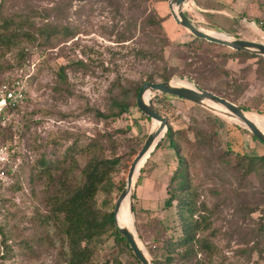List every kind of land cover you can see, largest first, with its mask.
<instances>
[{"label":"rangeland","instance_id":"374dc122","mask_svg":"<svg viewBox=\"0 0 264 264\" xmlns=\"http://www.w3.org/2000/svg\"><path fill=\"white\" fill-rule=\"evenodd\" d=\"M167 1L0 0V37L6 39L20 25L22 32L32 35L0 45V85L19 81L25 95L0 132V145L6 147L8 158L6 177L0 180V264H67V239L50 213L49 197L60 174L75 183L92 155L119 157L110 174L109 190H100L95 197L97 209L113 211L131 159L155 125L154 120L142 117L132 104L135 99L117 118L98 116L97 111L107 113L109 89L117 78L144 79L148 73L163 72L164 64L171 73L169 79L207 86L238 106L249 107L241 108L264 130V66L258 58L223 61L216 54L228 48L218 44L197 53L188 50L185 43L194 36L174 21ZM158 15L171 24L163 21L162 30L151 25L150 19ZM213 18L218 24L226 23L223 16ZM222 28L225 31L212 30L264 43V29L260 33L255 28ZM46 33L53 34L47 38ZM165 40L164 63L142 60L136 53L138 49L153 52ZM62 66L63 82L59 78ZM161 95H152L150 103L167 119V128L177 130L195 206H203L196 237L208 245L197 248L187 263L178 260L175 252L171 264L195 260L264 264V163L244 174L235 154H224L227 129L235 131L236 125L245 154L263 155L264 144L234 118ZM198 133L211 140L198 147ZM41 161L58 169H50L52 174L47 175ZM177 167L176 154L163 138L135 180L134 230L152 261L163 260V247H173L183 235L176 202L169 208L164 205L166 187ZM118 220L132 223L128 198ZM111 231L91 243V261L140 264L132 251L114 240Z\"/></svg>","mask_w":264,"mask_h":264},{"label":"trees","instance_id":"16d2710c","mask_svg":"<svg viewBox=\"0 0 264 264\" xmlns=\"http://www.w3.org/2000/svg\"><path fill=\"white\" fill-rule=\"evenodd\" d=\"M164 18L165 17L158 15V17L150 19L151 25L162 30L163 27L161 23L164 21ZM8 25L9 21L7 20L4 22L3 26L7 29ZM261 27H264V21L262 22ZM22 28L23 26L20 25L14 30H11L6 39L0 37V45H10L15 43V41L17 42V40L22 37L29 38L32 36L26 31L22 32ZM52 34L53 33H46L47 38ZM167 42L168 41L165 40L158 44L156 46L157 49L153 50V52L145 49H138L136 53L142 60L148 59L153 61L157 59L164 63L161 51L162 48L167 45ZM154 44L155 42L153 45ZM212 44L216 45L215 43L208 42L204 39L193 37V39L185 43V46L188 50L197 53L198 50H203L205 46ZM216 57L223 61L233 58L248 59L257 57V61L264 66V57L248 51L232 50L228 48L227 50L216 54ZM77 64L82 66V68L84 67V64L81 61ZM163 68V72L148 73L144 79L132 80L128 78H117L112 82L111 88L109 89L111 102L107 109V113L97 111L98 116L103 118H117L121 116L131 106V99L136 100L138 90L142 83L146 81H164L171 77V73H169L166 65L163 64ZM224 72L226 73L227 71L224 70ZM65 77L64 66H62L59 78L63 82ZM203 88L207 90L210 89L207 86H203ZM210 91H214L215 94H220L217 90L210 89ZM161 96H167V94H162ZM132 104L136 106L135 101ZM151 105L158 111L157 107L152 103ZM241 107L245 110H249V107L247 106L242 105ZM142 117L146 119L149 118L143 113ZM239 128L240 126L236 125L235 131L234 128L232 130L227 129V149L224 154L227 155L226 152H228L229 155V152L235 154L238 158L237 164L243 168L244 174H249L254 172L257 166L263 165L264 154L249 156L247 153H244L243 138L240 132H238ZM5 129L4 126H0V132ZM244 130L247 129L244 128ZM176 131L177 130H173L168 126L167 131L163 136V138L168 139V147L174 150L178 161V167L174 171L169 184L166 187L168 197L165 199L164 205L166 208H169L174 205V202H176L177 213L182 225L183 235L176 241V244L173 247L167 245L163 247L165 253H162L163 260L154 259L153 261L155 264H171L175 252L178 260H181L182 263H187L189 259H193V255L196 256L197 248L203 250V248L205 249L208 246L206 242L199 240L196 237L197 231L200 229L199 218L202 216L199 215V212L200 209L202 210L203 206L200 205V209H197L195 206V200L192 196L193 193H191L190 190L191 186L187 163L182 153L179 140L175 137ZM163 138L158 142L153 151L160 147ZM208 138L211 140L210 137H205L201 133H198L195 138V144H197L198 147L204 146V144L208 143L206 141ZM254 138L256 139V137ZM258 141L264 144L262 141ZM118 162L119 157L106 158L103 156L97 157L92 155L81 169L79 179L75 183H71L63 174L59 175L55 184V190L50 194L49 202L51 206L50 213L54 220L61 224L63 233L67 239L69 247L67 264H97L91 261L92 250L90 245L97 241L108 230H112L111 235L117 243L124 245L129 251H131L125 238L118 232V229L114 224L113 211L101 212L97 209L95 201L98 191L109 190L110 174ZM40 164L45 166L42 167V169L47 175L52 174L50 169H58L57 166H51L46 161H41ZM195 214H198L197 217H194ZM176 248H180L181 250H176ZM130 254L134 257L136 262L140 263L132 252ZM116 264L120 263L116 262ZM192 264L219 263L195 260Z\"/></svg>","mask_w":264,"mask_h":264},{"label":"water","instance_id":"95a60500","mask_svg":"<svg viewBox=\"0 0 264 264\" xmlns=\"http://www.w3.org/2000/svg\"><path fill=\"white\" fill-rule=\"evenodd\" d=\"M189 0H168V8L174 21L186 29L195 38L204 39L208 42L225 46L232 50L248 51L264 56V43L255 42L241 38H231L229 36H217L211 35L203 31L200 27L196 26L185 14L184 4ZM174 79H168L164 81H146L142 83L138 90V94L135 100L136 107L141 113L148 116L151 120H157L159 122L158 127L151 129L142 145L135 153L128 167L125 186L120 192L113 208L114 224L118 229V232L125 238L131 249L133 255L137 258L140 264H155L151 258L147 255L144 248H142L138 241L137 235L134 230V219H132L131 227L119 226L116 222V214L120 208L122 201L128 197L129 211L133 218V193L135 187V180L133 181V175L137 165L142 159L150 156L155 149L158 142L163 138L167 131V119L163 117L150 103L152 95L160 93L167 94L182 98L190 101L196 105L205 107L207 109L218 111L219 113L226 115L230 118H235L239 123L243 124L248 131L256 137V139L264 143V132L258 128L252 121L247 119L244 115V110L237 104L231 102L225 97H222L214 92L201 88L194 84L184 85L173 82ZM148 92V97L145 99V94ZM213 104L222 106L223 109H217ZM139 167L140 169L142 168ZM139 175V174H138ZM140 242V241H139Z\"/></svg>","mask_w":264,"mask_h":264},{"label":"crops","instance_id":"0c3cea01","mask_svg":"<svg viewBox=\"0 0 264 264\" xmlns=\"http://www.w3.org/2000/svg\"><path fill=\"white\" fill-rule=\"evenodd\" d=\"M186 6L184 12L187 17L207 33L225 36L215 30L225 31L222 26L226 25L236 31L241 28L243 31L255 28L258 32L263 33L264 27H261V24L264 21V0H199V2L189 0ZM215 15L223 16L226 23L218 24V21L213 18ZM164 22L167 23L168 20L165 19ZM164 26L166 25L164 24Z\"/></svg>","mask_w":264,"mask_h":264},{"label":"built area","instance_id":"2783aa9c","mask_svg":"<svg viewBox=\"0 0 264 264\" xmlns=\"http://www.w3.org/2000/svg\"><path fill=\"white\" fill-rule=\"evenodd\" d=\"M184 4V9L187 8ZM24 89L19 81L13 80L10 83L0 85V126H5L16 106L25 98ZM8 158L6 147L0 145V180L6 177V166Z\"/></svg>","mask_w":264,"mask_h":264},{"label":"bare ground","instance_id":"6f19581e","mask_svg":"<svg viewBox=\"0 0 264 264\" xmlns=\"http://www.w3.org/2000/svg\"><path fill=\"white\" fill-rule=\"evenodd\" d=\"M202 29V28H201ZM203 30V29H202ZM204 31V30H203ZM206 32V31H205ZM207 33V32H206ZM208 34H210V33H208ZM211 35H215V34H211ZM217 36H219V35H217ZM173 82H175V83H177V84H184V85H189L190 83H184V82H182V81H180V80H173ZM147 97H148V92L145 94V99H147ZM216 108H219V109H225V108H223L222 106H218V105H215V104H213ZM244 115H245V117L247 118V119H249L250 121H252L251 119H250V116H249V112H247V111H245L244 112ZM235 119V118H234ZM235 120H237V119H235ZM155 121V125H153V128L152 129H155L156 127H158V125H159V122L157 121V120H154ZM253 122V121H252ZM254 123V122H253ZM255 124V123H254ZM256 125V124H255ZM257 126V125H256ZM258 127V126H257ZM258 128H260V127H258ZM261 129V128H260ZM263 132H264V130L263 129H261ZM148 159V157L147 158H145V159H142L140 162H139V164L137 165V167H136V170H135V172H134V175H133V181L138 177V174H139V167H141V165H144V163H145V161ZM126 198H128V197H126ZM125 198V199H126ZM124 199V200H125ZM123 200V201H124ZM123 201H122V203H123ZM122 203H121V205H122ZM121 205H120V208H121ZM120 208H119V210H120ZM119 210H118V212H117V214H116V222H117V224L119 225V226H124V227H131V225H125V224H123V222L122 221H120L119 222V220H118V213H119ZM131 217H132V214H131ZM133 219V218H132ZM138 244L143 248V246L141 245V243L138 241Z\"/></svg>","mask_w":264,"mask_h":264}]
</instances>
